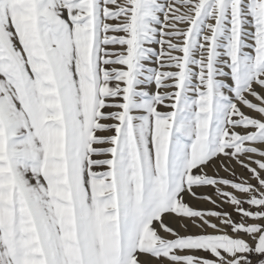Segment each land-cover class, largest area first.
I'll use <instances>...</instances> for the list:
<instances>
[{
	"label": "snow or ice",
	"instance_id": "obj_1",
	"mask_svg": "<svg viewBox=\"0 0 264 264\" xmlns=\"http://www.w3.org/2000/svg\"><path fill=\"white\" fill-rule=\"evenodd\" d=\"M0 264H264V0H0Z\"/></svg>",
	"mask_w": 264,
	"mask_h": 264
},
{
	"label": "rangeland",
	"instance_id": "obj_2",
	"mask_svg": "<svg viewBox=\"0 0 264 264\" xmlns=\"http://www.w3.org/2000/svg\"><path fill=\"white\" fill-rule=\"evenodd\" d=\"M240 171H239V175H241V176H247V173L246 172H244L243 170H241V169H239ZM220 175L221 176H224V175H226V173H224L223 171H221L220 172ZM199 207H202V208H211L212 206L211 205H208V204H203V205H199Z\"/></svg>",
	"mask_w": 264,
	"mask_h": 264
},
{
	"label": "bare ground",
	"instance_id": "obj_3",
	"mask_svg": "<svg viewBox=\"0 0 264 264\" xmlns=\"http://www.w3.org/2000/svg\"><path fill=\"white\" fill-rule=\"evenodd\" d=\"M239 169H240L239 167L236 168V171H237L238 173H239V171H240Z\"/></svg>",
	"mask_w": 264,
	"mask_h": 264
}]
</instances>
